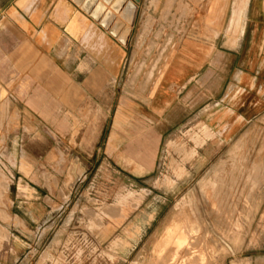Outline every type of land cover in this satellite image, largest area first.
Masks as SVG:
<instances>
[{
  "label": "rangeland",
  "instance_id": "obj_1",
  "mask_svg": "<svg viewBox=\"0 0 264 264\" xmlns=\"http://www.w3.org/2000/svg\"><path fill=\"white\" fill-rule=\"evenodd\" d=\"M192 1L199 33L225 44L228 25L207 30ZM235 1L214 0L216 22ZM187 2L152 4L117 77L72 65L49 111L0 131V264H264V111L191 103L219 91L223 58L178 98L161 84Z\"/></svg>",
  "mask_w": 264,
  "mask_h": 264
},
{
  "label": "crops",
  "instance_id": "obj_2",
  "mask_svg": "<svg viewBox=\"0 0 264 264\" xmlns=\"http://www.w3.org/2000/svg\"><path fill=\"white\" fill-rule=\"evenodd\" d=\"M131 1L137 5V10L129 44L152 4L159 1L158 8L163 9L167 8L168 2ZM204 2L207 16L201 24L206 25L207 30H214L215 24H227V29H222L226 43L218 45L220 32L211 37L199 33L198 4L190 0L187 5L191 16L181 19V24L190 28L176 37L171 56L179 59L173 63L175 67L165 71L174 76L164 74L161 84L168 82L165 91L174 89V98H178L189 86L192 88L193 83H199L203 72L206 71L210 79L216 73L212 70L215 69V58H223L219 91H208L206 100L196 98L191 103L206 104L210 113L220 102L231 119L250 120L264 111V0H243L240 7L236 6L240 2L236 0L233 9L242 10L239 17L234 15L227 21L217 22L210 12L215 8L214 0ZM177 7L178 4L173 6L174 9ZM106 8L109 10L110 5ZM116 17L119 19L118 14ZM178 20L171 17L156 23L178 24ZM235 25L240 27L237 31ZM127 53L128 45L124 46L73 0H0L1 133L21 136V129L7 128L8 121L35 120L39 112L49 111L46 105L51 103L55 91L63 92L69 88L65 81H70L71 72L76 70L72 65H78L80 72L88 71L91 66L96 72L114 76L119 73Z\"/></svg>",
  "mask_w": 264,
  "mask_h": 264
},
{
  "label": "water",
  "instance_id": "obj_3",
  "mask_svg": "<svg viewBox=\"0 0 264 264\" xmlns=\"http://www.w3.org/2000/svg\"><path fill=\"white\" fill-rule=\"evenodd\" d=\"M78 6L88 13L100 26L108 30L110 34L118 38L124 45H127L131 33V26L134 23L137 5L131 0H73ZM136 2L140 0H135ZM106 4L110 5L107 10ZM120 17L117 19L116 14ZM127 26H125V24Z\"/></svg>",
  "mask_w": 264,
  "mask_h": 264
},
{
  "label": "bare ground",
  "instance_id": "obj_4",
  "mask_svg": "<svg viewBox=\"0 0 264 264\" xmlns=\"http://www.w3.org/2000/svg\"><path fill=\"white\" fill-rule=\"evenodd\" d=\"M107 5V4H106ZM118 14V13H117ZM118 17H120V15L118 14ZM206 186V185H205ZM202 221V220H201ZM204 225V224H203ZM116 248V247H115ZM179 255V254H178ZM191 264V263H190Z\"/></svg>",
  "mask_w": 264,
  "mask_h": 264
}]
</instances>
